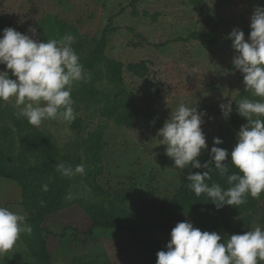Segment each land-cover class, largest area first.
Wrapping results in <instances>:
<instances>
[{
    "label": "rangeland",
    "instance_id": "rangeland-1",
    "mask_svg": "<svg viewBox=\"0 0 264 264\" xmlns=\"http://www.w3.org/2000/svg\"><path fill=\"white\" fill-rule=\"evenodd\" d=\"M128 2L0 0V34L5 27L26 33L32 26L37 30L34 38L46 42L55 38L48 24L41 22L55 17L74 27L72 47L79 57H85L95 48L109 15L127 6ZM257 5H264V0H141L117 16L106 54L125 64L147 62L151 74L148 81H140L124 71L118 89L125 108L131 105L141 115L130 125H124L102 115L96 100H73L76 118L71 123L45 120L39 127L33 126L57 143L58 163L73 167L84 164L87 178L102 190L98 191L97 187L94 191L88 187L85 190L80 175L66 178L57 170L53 173L37 170L39 158L28 155L35 169L28 181L31 188L39 194L43 192L42 185L55 182L59 188L64 187L66 193L84 189L91 195L96 193L97 197L92 196V200H101L111 212L135 213L150 201L172 196L192 168H175L173 160L165 155V146L156 145L158 139H162L157 131L182 103L206 110L201 128L207 145L211 148L213 137H219L223 143L215 146L231 152L237 142L236 133L247 122L237 114L236 102L243 98H260L245 91L243 74L232 64L236 52L227 34L238 28L247 39L251 30L250 16ZM201 32L217 35L218 40L211 50L201 45L197 36ZM3 69L4 65H0V70ZM8 71L9 77L15 79L11 70ZM88 73L90 81L95 80L94 72ZM82 82L76 83L72 92ZM93 87L96 91L111 92L105 79L95 80ZM228 100L232 101L233 111L224 118L219 104ZM8 104L20 110L15 106L14 97L0 101V153L4 161L9 156V143L13 144L15 153L20 144L5 111ZM98 140L100 160L95 161V165L91 143L98 148ZM96 166L101 167L100 173ZM23 192L27 191L13 179L0 177V207L27 217L33 209L29 196L24 197ZM182 218L196 222L198 214L183 213ZM221 218L229 221L224 232H217L225 242L232 234H242L257 226L264 229V199L259 200L257 212L252 213L248 223L239 215L226 213ZM69 225L80 230L90 225L88 215L76 204L48 216L43 223V227L54 233ZM47 247L51 264H152L130 234L119 229L95 228L91 235L73 234L65 238L48 236ZM0 264L37 263L20 237L13 250L5 257L0 256Z\"/></svg>",
    "mask_w": 264,
    "mask_h": 264
},
{
    "label": "clouds",
    "instance_id": "clouds-1",
    "mask_svg": "<svg viewBox=\"0 0 264 264\" xmlns=\"http://www.w3.org/2000/svg\"><path fill=\"white\" fill-rule=\"evenodd\" d=\"M249 27L247 39L238 28H233L227 38L236 52L232 64L243 74L245 91L260 99L243 98L236 102L237 114L247 122L236 133L237 142L231 152L216 147L223 141L213 137L210 160L201 163L198 157L208 148L201 128L207 112L195 105L180 104L157 131L162 139L156 145L165 146V155L173 160L175 168L205 169L188 174L189 188L196 196L206 194L217 210L225 205L238 207L247 203L248 196L259 199L264 193V5L255 6ZM36 31L32 26L26 33L12 27L2 30L0 65L4 69L0 70V101L14 97L15 106L20 108L15 115L18 119L26 118L34 127L45 120L71 123L76 118L73 86L90 81L91 74L85 72L72 47V34L41 42L34 38ZM8 70L15 79L9 77ZM219 107L224 118L233 111L231 100ZM228 157L238 172H229L225 162ZM212 166L226 178L227 188L206 183L211 179ZM56 170L66 178L85 175L84 164L73 167L60 162ZM42 188L48 191L47 184ZM73 198L71 193L64 197L66 201ZM32 231L25 215L0 207V256L13 250L21 234L31 235ZM165 247L166 250L156 253V264H259L264 261V229L257 226L242 234H232L225 242L217 232L201 231L185 220L171 229Z\"/></svg>",
    "mask_w": 264,
    "mask_h": 264
},
{
    "label": "trees",
    "instance_id": "trees-1",
    "mask_svg": "<svg viewBox=\"0 0 264 264\" xmlns=\"http://www.w3.org/2000/svg\"><path fill=\"white\" fill-rule=\"evenodd\" d=\"M139 1L141 0H129L127 6H122L116 13L109 15L95 48L85 57H80L84 70L94 72L95 80L105 79L111 87V92L105 93L102 90H94L93 84L95 80H92L90 82H82L81 86L71 93L73 100L81 102L98 101L100 105L99 111L102 115L112 117L118 123L124 125H130L136 119H139L141 114L137 108L131 105L125 108V104H123L121 95L118 92L122 83L123 72H128L132 77L140 81H148L147 78L151 74L149 73V66L146 61L142 60L125 64L107 55L106 51L110 46V33L116 29L114 19L122 15L129 7L135 6ZM41 24H48L50 33L57 40L66 34L75 33L72 25L55 17L42 20ZM128 29L132 30L131 28ZM42 35H44V32H42ZM197 36L201 45L207 50H211L218 40L217 35L207 32L198 33ZM102 64H105V67ZM5 109L20 144L18 152L15 153L13 144L9 143L7 146L9 156L5 161L2 159L0 153V177L13 179L19 183L22 190L27 191L23 192V194L24 197L29 196L33 212L26 217V223L32 226L33 231L31 235L21 234L20 237L32 259L37 264H51V254L47 247L48 236L65 238L73 234L91 235L95 228L119 229L123 232H128L132 241L141 248L148 262L156 264V253L160 250H166L165 246L170 239L171 229L177 222L185 221L182 218L183 213H197L198 220L192 223L194 227L199 228L201 231L224 232L229 227V221L221 218L223 214L228 213L242 216L248 223L252 217V213L257 212L259 200L264 199V193L261 194L259 199L248 196L246 204L238 207L225 205L217 210L213 203L208 200L206 194L196 196L189 188L190 181L187 180L188 174L190 172L205 171L203 168H192L172 196L164 197L160 201H150L140 211L135 213L122 210H116L115 212L108 211L101 200H92V196L94 198L97 197L96 193L91 195L84 189H81L80 192L73 189L70 193L73 194L74 198L66 201L64 197L68 193L65 192L64 187L59 188L60 186H57L55 182L47 185L48 191L37 194L28 182L31 175L35 174V169L27 159L28 155L39 158L37 170L53 173L58 164L59 148L53 139L35 129L28 123L27 119H18L15 115L17 109L14 106L8 104ZM123 109L126 110L124 111ZM91 149L93 154L92 163L95 164V161L100 160L99 140L98 148L92 142ZM210 149L208 146L204 150L205 154L199 158L201 163L210 160ZM225 162L229 167L230 173L239 171L231 164L230 157ZM97 168L100 173L101 167L98 166ZM210 176L211 179L206 181L210 186L212 183H219L223 188L228 187L226 178L221 177L214 166H212ZM81 177L84 179V184L94 191L97 186L93 184L92 179H88L86 175ZM97 188L98 191L102 190L99 186ZM31 192L33 193L32 196H30ZM71 204L78 205L88 215L90 225L85 230H80L69 225L62 228L60 232L54 233L43 227V223L48 216ZM259 264H264V261H260Z\"/></svg>",
    "mask_w": 264,
    "mask_h": 264
}]
</instances>
